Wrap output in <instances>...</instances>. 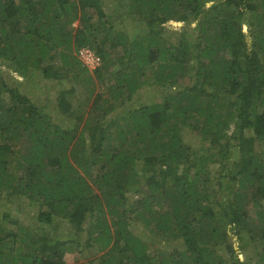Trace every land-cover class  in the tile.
Wrapping results in <instances>:
<instances>
[{
    "label": "trees",
    "instance_id": "1",
    "mask_svg": "<svg viewBox=\"0 0 264 264\" xmlns=\"http://www.w3.org/2000/svg\"><path fill=\"white\" fill-rule=\"evenodd\" d=\"M34 75L77 104L60 96L56 121L16 94ZM144 84L162 94L131 102ZM0 196L38 208L0 210V264L92 245L75 264H264V0H0Z\"/></svg>",
    "mask_w": 264,
    "mask_h": 264
},
{
    "label": "rangeland",
    "instance_id": "2",
    "mask_svg": "<svg viewBox=\"0 0 264 264\" xmlns=\"http://www.w3.org/2000/svg\"><path fill=\"white\" fill-rule=\"evenodd\" d=\"M76 24V23H75ZM130 28H139L144 27V21L142 19H129V22L127 23ZM182 25L181 21L176 20H169L164 23L163 27V34L164 38L168 42H174L177 38V34L175 33L178 29H180ZM157 28L153 29L156 31ZM153 31V33L155 32ZM94 68H89L88 71L92 72ZM17 74H13V72H6L5 77L7 81H13L14 76ZM98 75H93V86H94V92L95 91H107L106 84L102 83L99 78H97ZM16 79H21L22 77L20 75H17L15 77ZM11 85L15 88L16 94H27L32 97V99L38 103H42L46 105L49 113L53 116V118L57 121L62 118V110L60 109L59 105H57L56 100L60 96H65L67 99H69L73 104H77V98L78 96L75 94V90L72 89V85L70 84L69 80L67 79H45L42 78L39 75H34V78L30 81L20 80L15 81L11 83ZM163 87L161 85H147L144 84L141 87H139L135 92L133 93V98L131 102H134L136 104L144 103V102H151L152 100H157L159 96L162 94ZM123 108L120 107L119 110L121 111ZM118 112V111H117ZM113 113V112H112ZM186 137L188 140H191V142H198V136H194L191 133L187 131ZM256 146L259 147L260 143H256ZM225 180V179H224ZM233 183V182H232ZM132 198L130 196L127 199V203H131ZM18 201V202H17ZM0 210H6L10 211L11 214H13V217L15 220L21 221V222H34L35 221V215L37 213L38 208L35 205H29L27 200L15 199L14 201H5L0 196ZM131 227L135 231L141 230L143 225L140 222H133L131 223ZM232 240H234V245L237 247V241L235 240L236 237L233 235L231 237ZM171 244V242L167 243ZM167 247H169L167 245ZM94 245L90 247H84L81 251L78 248L69 250L65 253V264H75L77 260H82L84 257L89 258L92 257L94 252ZM239 256L241 258H244V252L239 253Z\"/></svg>",
    "mask_w": 264,
    "mask_h": 264
},
{
    "label": "built area",
    "instance_id": "3",
    "mask_svg": "<svg viewBox=\"0 0 264 264\" xmlns=\"http://www.w3.org/2000/svg\"><path fill=\"white\" fill-rule=\"evenodd\" d=\"M76 55L81 63L89 68H96L101 63V57L90 46H80Z\"/></svg>",
    "mask_w": 264,
    "mask_h": 264
}]
</instances>
